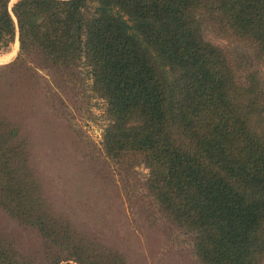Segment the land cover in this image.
I'll return each mask as SVG.
<instances>
[{
  "label": "trees",
  "instance_id": "1",
  "mask_svg": "<svg viewBox=\"0 0 264 264\" xmlns=\"http://www.w3.org/2000/svg\"><path fill=\"white\" fill-rule=\"evenodd\" d=\"M10 1L0 50L18 33L19 52L0 66V211L40 243L23 252L0 230V264H128L90 220L48 202L32 162L31 145L73 139L47 94L76 88L81 67L107 104L106 156L148 169L144 191L193 238L200 264H264V86L254 73L238 80L204 36L210 25L264 59V0ZM65 167L55 178L91 200L86 168Z\"/></svg>",
  "mask_w": 264,
  "mask_h": 264
},
{
  "label": "rangeland",
  "instance_id": "2",
  "mask_svg": "<svg viewBox=\"0 0 264 264\" xmlns=\"http://www.w3.org/2000/svg\"><path fill=\"white\" fill-rule=\"evenodd\" d=\"M18 1H10L11 11ZM204 36L230 56L238 80L243 81L254 73L264 86V59L257 57L252 48L210 25L205 26ZM18 52L17 33L15 42L0 50V66L12 62ZM80 70L81 81L76 88L59 82L60 97L54 92L47 94V104L69 124L73 139H68L67 145L30 147L33 166L46 188L48 202L68 213L78 226L90 220L88 228L95 240L124 252L128 264H200L194 253L193 238L157 213L153 198L144 191L148 169L144 165L132 170L117 167L106 156L103 134L109 123L107 104L92 91V74L86 67ZM75 162L81 169L86 168L90 181H96L90 184L96 193L91 200L54 176L67 170L66 164L69 168ZM5 215L0 211V230L9 234L23 252L38 249V235L9 221Z\"/></svg>",
  "mask_w": 264,
  "mask_h": 264
}]
</instances>
